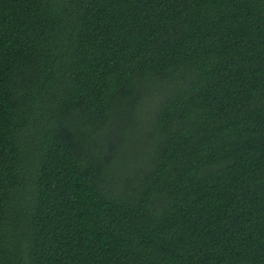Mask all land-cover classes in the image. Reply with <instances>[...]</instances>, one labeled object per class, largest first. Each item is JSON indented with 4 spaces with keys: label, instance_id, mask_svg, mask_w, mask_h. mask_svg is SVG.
I'll list each match as a JSON object with an SVG mask.
<instances>
[{
    "label": "trees",
    "instance_id": "trees-1",
    "mask_svg": "<svg viewBox=\"0 0 264 264\" xmlns=\"http://www.w3.org/2000/svg\"><path fill=\"white\" fill-rule=\"evenodd\" d=\"M0 264H264V0H0Z\"/></svg>",
    "mask_w": 264,
    "mask_h": 264
}]
</instances>
